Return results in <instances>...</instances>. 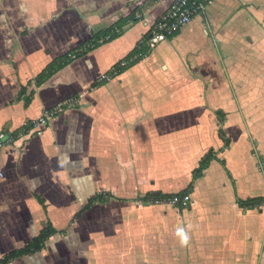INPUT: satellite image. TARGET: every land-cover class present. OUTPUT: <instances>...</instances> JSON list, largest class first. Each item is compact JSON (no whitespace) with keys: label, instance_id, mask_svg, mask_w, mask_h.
I'll return each instance as SVG.
<instances>
[{"label":"crops","instance_id":"crops-1","mask_svg":"<svg viewBox=\"0 0 264 264\" xmlns=\"http://www.w3.org/2000/svg\"><path fill=\"white\" fill-rule=\"evenodd\" d=\"M171 2L0 0V133L78 100L0 150V260L58 229L6 264H264V207L238 201L264 196V0H212L140 45ZM210 149L189 206L144 200L185 189Z\"/></svg>","mask_w":264,"mask_h":264},{"label":"built area","instance_id":"built-area-1","mask_svg":"<svg viewBox=\"0 0 264 264\" xmlns=\"http://www.w3.org/2000/svg\"><path fill=\"white\" fill-rule=\"evenodd\" d=\"M212 0H172L167 10L159 16L156 22L150 27L147 33L143 34L140 38V45L145 44L149 49L156 47L163 41L168 40L180 28L191 22L194 16L205 13L208 4ZM76 56V54H74ZM136 59V58H135ZM133 61V58H124L114 64L110 70L101 74L97 78V83H104L112 80L121 74L122 70L128 67ZM77 99L71 97L66 99L63 103L55 106L54 108L47 109L39 117L30 118L25 127L19 133H7L2 131L0 133V150L6 142L13 141L18 136L26 134L40 133L50 122L52 117L59 112L66 109V107H73L77 103ZM175 201L180 202L179 198H173ZM184 207L191 203V194H186L181 200ZM258 207H264V200L256 204Z\"/></svg>","mask_w":264,"mask_h":264},{"label":"trees","instance_id":"trees-1","mask_svg":"<svg viewBox=\"0 0 264 264\" xmlns=\"http://www.w3.org/2000/svg\"><path fill=\"white\" fill-rule=\"evenodd\" d=\"M122 31H123V22H121V20H120L115 25H113V26L111 25V27L108 29V31L106 33L105 39H111L113 37H116L119 34H121ZM98 43H99L98 40H96V39L93 40L92 43L89 44V46H87L83 51H81L79 53L83 54L84 52H86V51L92 49L93 47H95L96 45H98ZM97 84H99V83H97ZM220 135L222 137H225V133H224L223 129L220 130ZM216 157L217 156H216L215 151L213 149H210L209 152L202 158L198 167L195 168V170L193 171L192 180L189 183V185L185 189L181 190L180 192H178V193H164L161 191H150L149 193L146 194L144 200L145 201H148V200L157 201V200H168V199H172L173 197H178L180 199V203L178 204V206L184 207L183 204L181 203V200L184 198V196L186 194H189L193 191L194 184H195L196 180L204 175L206 168L210 165L211 161ZM94 200H95L94 198L91 199L86 204L85 207H83L78 212H76L74 217L81 215L82 212L84 211V209L88 208L90 205H92L94 203ZM263 200H264V196L248 198L247 200H243L241 198H238V201L240 202V204L246 205L248 207H254V206H256V204H258L259 202H261ZM56 231H58L57 228H55L52 224H48L41 231V233L32 240V242H30L29 244H27L26 246H24L21 249L12 251L10 254H8L7 256H5L3 259L0 260V264H6L9 260H11L13 258L27 254V253L34 251V250L41 249L44 246L45 241L49 238V236Z\"/></svg>","mask_w":264,"mask_h":264},{"label":"clouds","instance_id":"clouds-1","mask_svg":"<svg viewBox=\"0 0 264 264\" xmlns=\"http://www.w3.org/2000/svg\"><path fill=\"white\" fill-rule=\"evenodd\" d=\"M176 237L179 240V244L181 247H186L190 242V235L188 229L185 227H178L175 232Z\"/></svg>","mask_w":264,"mask_h":264}]
</instances>
